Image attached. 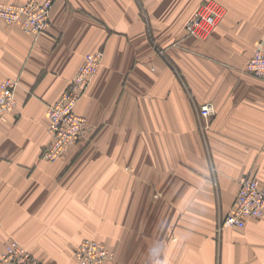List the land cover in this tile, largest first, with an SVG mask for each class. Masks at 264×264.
I'll return each instance as SVG.
<instances>
[{
    "label": "crops",
    "instance_id": "0c3cea01",
    "mask_svg": "<svg viewBox=\"0 0 264 264\" xmlns=\"http://www.w3.org/2000/svg\"><path fill=\"white\" fill-rule=\"evenodd\" d=\"M52 1L39 37L0 23V83L19 81L0 122V254L17 239L42 264H78L93 238L115 253L104 264H264V215L217 230L243 176L264 187V81L246 72L264 0H216L227 14L207 40L185 30L205 0ZM98 51L84 138L42 160L47 106Z\"/></svg>",
    "mask_w": 264,
    "mask_h": 264
},
{
    "label": "built area",
    "instance_id": "2783aa9c",
    "mask_svg": "<svg viewBox=\"0 0 264 264\" xmlns=\"http://www.w3.org/2000/svg\"><path fill=\"white\" fill-rule=\"evenodd\" d=\"M52 8L51 0H30L23 4L0 1V23L18 25L27 34L38 37L50 27ZM225 15L226 9L220 3L215 0H205L188 20L185 30L189 36L207 39L223 21ZM102 59L101 51L87 54L68 88L47 108L48 131L54 136L46 153H43L47 161L59 160L83 138L88 120L77 112V107L100 69ZM246 71L256 79L264 81V42L254 50ZM17 86L18 82L12 78H5L0 83L2 90L0 119L15 109ZM201 109L205 118L215 113L214 104L209 102ZM260 185V181L255 177L241 178L236 207L226 217L224 227L241 229L245 227L248 218H260L264 215V190ZM105 246L97 241L84 242L78 251L81 264H99L103 259H107L110 251ZM37 262L38 260L16 241H12L7 246V251L0 260V264H36Z\"/></svg>",
    "mask_w": 264,
    "mask_h": 264
},
{
    "label": "rangeland",
    "instance_id": "374dc122",
    "mask_svg": "<svg viewBox=\"0 0 264 264\" xmlns=\"http://www.w3.org/2000/svg\"><path fill=\"white\" fill-rule=\"evenodd\" d=\"M40 1V0H39ZM52 1V0H51ZM216 1V0H215ZM53 2V1H52ZM219 3V2H218ZM222 5V4H221ZM223 6V5H222ZM224 7V6H223ZM53 9V8H52ZM226 9V8H225ZM51 14H52V12H51ZM226 14H227V9H226ZM226 16V15H225ZM225 18V17H224ZM224 20V19H223ZM188 22V21H187ZM222 23V22H221ZM220 23V24H221ZM186 26V25H185ZM50 28H51V16H50V27H49V29H48V31L50 30ZM48 31H46L45 33H47ZM26 33V32H25ZM45 33H43V34H45ZM187 33V32H186ZM43 34H41V35H43ZM40 35V36H41ZM212 35V34H211ZM36 37V36H35ZM39 37V36H38ZM191 37H194V36H191ZM196 38H198V37H196ZM209 38V37H208ZM207 38V39H208ZM198 39H200V38H198ZM207 39H201V40H207ZM102 52V54L104 55V52L103 51H101ZM102 66V65H101ZM100 70V69H99ZM99 70H98V72H99ZM98 72H97V74H98ZM247 72V71H246ZM96 74V75H97ZM249 75H251L250 73H248ZM252 76V75H251ZM96 77V76H95ZM94 77V78H95ZM5 78H10V77H5ZM4 78V79H5ZM13 79V78H12ZM15 80V79H14ZM17 82H18V85H19V81L18 80H16ZM18 87V86H17ZM16 91H17V88H16ZM2 94V90L0 89V95ZM60 98V97H59ZM58 98V99H59ZM16 100H17V97H16ZM56 102V101H55ZM54 102V103H55ZM54 103H52V104H54ZM209 103H211V102H209ZM52 104H49L48 106H47V108L50 106V105H52ZM207 104V103H206ZM213 104V103H212ZM205 105V104H204ZM203 106V105H202ZM202 106H201V108H202ZM215 106V105H214ZM16 108H17V104H16V107H15V109L12 111V112H9V114H11V113H13L15 110H16ZM200 108V111H199V113H200V116H201V119L203 120V123H201V125H202V127L205 129V130H208L209 129V127H210V123H211V121L213 120V116L215 115V113H216V109H215V113H214V115L213 116H211V117H209V118H205L204 116H202V109ZM46 114H47V109H46ZM6 115H8V113L7 114H5V115H3L2 117H1V119H0V122H1V120L6 116ZM206 119H209V120H206ZM47 120H48V118H47ZM87 127H88V125H87ZM48 133H49V131H48ZM49 135H50V143H49V145L53 142V140H54V136L52 135V134H50L49 133ZM83 138H84V136H83ZM83 138H81V139H83ZM79 143V141L74 145V146H76L77 144ZM49 145L47 146V147H45V149L42 151V154H41V158H42V160H45V161H47L45 158H44V155H43V153L45 154L46 153V149L49 147ZM73 146V147H74ZM72 147V148H73ZM71 148V149H72ZM71 149H69L66 153H65V155H67L70 151H71ZM64 155V156H65ZM63 156V157H64ZM62 157V158H63ZM62 158H60V159H62ZM59 159V160H60ZM59 160H57V161H59ZM57 161H55V162H57ZM49 162V161H48ZM51 163H54V162H51ZM246 176H251V175H246ZM244 177V176H243ZM252 177H255V176H252ZM256 178V177H255ZM258 179V178H257ZM241 180V179H240ZM259 180V179H258ZM260 181V180H259ZM261 184V183H260ZM261 186V188L264 190V187L262 186V185H260ZM239 191H240V184H239V190H238V194H237V197H238V195H239ZM158 195V194H157ZM237 197H236V200H235V203H234V206H233V210H234V208L236 207V204H237ZM230 214V213H229ZM228 216V214L226 215V216H224L220 221H219V223H218V226H217V230H218V232L219 233H221V232H223L224 230H226V229H231V228H226V227H224V225H223V223H224V221H225V219H226V217ZM237 229H240V228H237ZM12 241H16V242H18L21 246H23V249L27 252V253H29L30 255H33L37 260H38V262L36 263V264H42L40 261H39V259L32 253V251L30 250V249H28L27 247H25L24 245H22L17 239H11L10 241H9V243L6 245V247H5V249H4V251L0 254V260L3 258V256H4V253L7 251V246H9V244L12 242ZM87 241H97V242H99V243H103V244H105L104 242H102V241H100V240H97V239H93V238H86V239H84V240H82V242L78 245V247L76 248V250H75V259H76V261H77V263L78 264H81V258L78 256V251H79V249L81 248V246H82V244L84 243V242H87ZM106 245V244H105ZM107 249H109L108 247H107V245L105 246ZM109 251H110V256L107 258V259H103L101 262H99V264H104L106 261H108V260H111V259H113L114 257H115V253L113 252V251H111L110 249H109ZM34 259V258H33Z\"/></svg>",
    "mask_w": 264,
    "mask_h": 264
},
{
    "label": "bare ground",
    "instance_id": "6f19581e",
    "mask_svg": "<svg viewBox=\"0 0 264 264\" xmlns=\"http://www.w3.org/2000/svg\"><path fill=\"white\" fill-rule=\"evenodd\" d=\"M24 31V30H23ZM25 32V31H24ZM34 36V35H33ZM103 61H104V55H103V59H102V64H103Z\"/></svg>",
    "mask_w": 264,
    "mask_h": 264
}]
</instances>
